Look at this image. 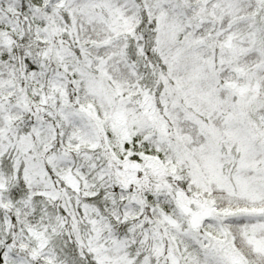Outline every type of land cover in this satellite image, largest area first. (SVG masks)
I'll return each mask as SVG.
<instances>
[{
    "label": "snow or ice",
    "instance_id": "6c2138e0",
    "mask_svg": "<svg viewBox=\"0 0 264 264\" xmlns=\"http://www.w3.org/2000/svg\"><path fill=\"white\" fill-rule=\"evenodd\" d=\"M0 264H264V0H0Z\"/></svg>",
    "mask_w": 264,
    "mask_h": 264
}]
</instances>
